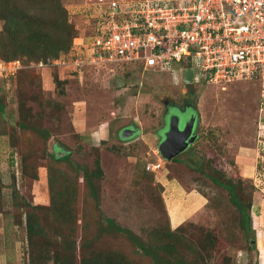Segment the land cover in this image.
<instances>
[{"label": "rangeland", "instance_id": "obj_1", "mask_svg": "<svg viewBox=\"0 0 264 264\" xmlns=\"http://www.w3.org/2000/svg\"><path fill=\"white\" fill-rule=\"evenodd\" d=\"M83 1L63 0L77 32L66 59L63 53L56 65H30L33 60L20 57L25 63L17 78L0 73V99L6 102L8 114L5 121H0V130L6 132L0 136V175L6 184L14 181L22 196L18 210H13L17 202L13 201V187H2L0 192L1 201L9 207L0 213V264H88L100 262L99 253L116 252L130 264H154L150 256L143 255L132 240L117 231L104 232L95 241L93 253L98 257L82 260L92 235L99 231L97 217L114 218L145 242L165 237L166 243L176 248L177 258H182L180 264H264V113L260 111L264 99L258 80L241 78L225 88L204 83L187 86L177 73L169 76L167 68L143 70L139 63L88 65L73 72L72 56L85 57L87 53L92 57L90 31L97 17L95 8ZM130 7L122 5L123 10ZM2 24L0 19V29ZM187 104H191L197 119L199 136L178 155L180 161L166 160L158 149L166 114L172 105L182 110ZM25 111L32 112L28 118L35 111L44 114L43 118L35 116L33 123L50 130L47 141L35 130L19 128V116ZM125 127L136 131L122 137ZM11 136L23 148L14 144L15 149ZM100 142L101 175L94 177L99 196L96 205L81 178L83 170L69 166L67 161L52 162L42 154L45 146L54 156L71 149V161L84 163L90 172L97 168L95 147ZM25 151L30 156L27 165L31 173L27 176L21 173L20 163ZM15 152L17 162L11 165L10 156ZM35 169L38 177L33 179ZM209 175L224 182L235 181L242 189L245 207L252 215L250 235L255 247L248 242L228 190ZM171 183L175 184L173 188ZM61 184L76 195L78 222L74 229L62 227L64 235L56 238L77 240V247L52 238L37 252V246L32 249L28 242L25 226L16 224L26 218L21 209L23 199L41 206L31 211L42 218L49 213L51 195L57 188H65ZM183 188L198 189L207 198L208 203L197 213L200 217L191 218L192 213H187L191 207L188 201L181 198L175 202V191ZM168 206L172 221L165 208ZM161 254L168 260L165 252Z\"/></svg>", "mask_w": 264, "mask_h": 264}, {"label": "built area", "instance_id": "obj_2", "mask_svg": "<svg viewBox=\"0 0 264 264\" xmlns=\"http://www.w3.org/2000/svg\"><path fill=\"white\" fill-rule=\"evenodd\" d=\"M123 4L131 7L123 10ZM85 5L97 17L92 57L72 56L74 70L139 63L143 70L164 67L185 79L184 71L192 69L193 84L225 88L241 78L258 80L264 99V0H85ZM20 66V59H0L6 77Z\"/></svg>", "mask_w": 264, "mask_h": 264}, {"label": "trees", "instance_id": "obj_3", "mask_svg": "<svg viewBox=\"0 0 264 264\" xmlns=\"http://www.w3.org/2000/svg\"><path fill=\"white\" fill-rule=\"evenodd\" d=\"M0 19L3 20V24L0 29V59L6 61L20 59L22 63H25L20 57H28L29 60H33L31 61L30 65H34V63L35 65H39L40 63H43L45 65H56V61L61 58V55L63 53L68 54V52H70V50L72 49L71 47L73 39L77 36L75 26L68 19V10L64 5L63 0H0ZM91 32H93V30L90 31V33ZM86 67L87 66H85L83 70H85ZM22 68H19L18 71L10 77L16 76ZM72 71L77 72V70H74L73 67ZM14 78H17V76ZM57 84L62 85V80L57 79ZM187 85L193 86V83H188ZM259 88L261 92L260 84ZM22 96H24V94H21V97ZM18 104L21 105L20 99L18 101ZM38 104L41 105L42 102L39 101ZM6 105V102L0 99L1 122L5 121L8 116ZM31 114V111H25L21 113V115L19 116V128L24 129L25 131L31 130L34 132L35 130L45 141H47L51 136L50 130L47 128H38L37 125L33 123L35 116L43 118L44 114H38L35 111L33 117L28 118L31 116ZM2 135H6V132L0 130V136ZM13 137L14 136H11V144L14 147V144L16 142L14 141ZM101 144L102 142H100V144H97L95 147L96 156L94 159L97 168L90 172L88 171V167L84 166V163L78 161V163L74 164V162L71 161L73 152V150L71 149H69V151L62 156H54L53 154L47 153V148L45 146L42 154V156L45 154L47 157H49V160H51L52 162L60 163L67 161L69 163V166H74V168L78 170H83L81 178L83 182L88 185L90 195L95 200L94 202L96 203V205L99 204V196L94 177H100L101 175L100 166H98L101 162V157L99 154L102 150ZM15 145H17L18 147V144ZM19 147L23 148L20 146V144ZM19 147L18 149H20ZM28 151L22 152V154L20 155L21 173L26 174V176L27 174L31 173L27 165V157H30L28 155ZM14 155H17V152L13 153V155L10 156L11 165L13 162H17V158H14ZM177 158L178 156L173 159L177 160ZM48 169L50 172H52L53 170L51 168ZM32 176L34 177L33 179L38 177V172L36 169L35 172L32 173ZM209 177L217 185L225 188V190H228L230 201L234 204L239 212V221L243 228H245V234L248 238V242L251 247H255L256 244H253L254 242H252L250 235L252 228V215L245 207L246 203L243 198L244 193L242 189L238 187V183L235 181L233 182L228 180L224 182L216 176L209 175ZM0 183V192L2 190V187H13H11L12 191L13 193L15 191L17 195L14 196L13 201L17 200V202L16 207L13 210H18L20 206L19 199L20 197H22L19 196L18 193L20 192L18 190L19 186L14 181H11L10 184L4 183L2 181L1 175ZM61 186L65 187L63 184H61ZM1 199L0 213L3 214L2 212L7 211L9 207L6 208L7 203L5 204L1 201ZM23 200L24 205L21 209L24 210V215L26 216V218L19 216L22 217V219H20L21 221L18 220L16 224L18 226H25L27 239L28 242L32 244V249L37 246L38 252L41 244L48 239L51 240L52 238L60 239L61 242H64L66 245L70 244L69 246L77 247V240L69 239L66 236L56 238L58 237V235L63 234L61 230L62 227L65 226L67 228L71 227L72 229H74V223H76L75 226H77V199L74 191L70 190L68 187H65L63 189L57 188L56 192L51 195L49 213L45 216H42V218L39 217L37 212L31 211V208L40 209L41 206H32V204L27 202L25 199ZM42 219H44V221ZM96 221L99 226L98 233L92 235L93 238L89 241L87 246L83 244V246H86V249L84 251L85 253L81 254V259L84 261H93L96 257H98L97 254L93 253L95 241L98 238H101L104 232L110 233L112 231H117L126 235L130 240H132L136 248L141 250L143 255L151 257L154 264H180L183 261L182 258H177L178 254H176V248H174L172 244L166 243V240L164 239L165 237L161 238L160 240H151L149 242H145L139 235L117 223L114 218L97 217L95 219V222ZM80 247H82V244L80 245ZM161 252H165L167 254L168 260L167 258L163 257ZM99 254L101 260L100 262L95 261L88 264H130L129 260H123V254L121 252H116L114 254ZM33 256H37V254ZM256 264L260 263L257 262Z\"/></svg>", "mask_w": 264, "mask_h": 264}, {"label": "water", "instance_id": "obj_4", "mask_svg": "<svg viewBox=\"0 0 264 264\" xmlns=\"http://www.w3.org/2000/svg\"><path fill=\"white\" fill-rule=\"evenodd\" d=\"M193 75L192 69L185 70V81L191 82ZM195 120L193 112L189 114L175 107L170 110L166 118V125L161 131V140L158 146L159 152L164 159L172 160L197 140L198 134L196 133ZM135 131L133 127H125L121 136L126 138L135 133ZM65 153L62 152L59 156Z\"/></svg>", "mask_w": 264, "mask_h": 264}, {"label": "crops", "instance_id": "obj_5", "mask_svg": "<svg viewBox=\"0 0 264 264\" xmlns=\"http://www.w3.org/2000/svg\"><path fill=\"white\" fill-rule=\"evenodd\" d=\"M98 132H100L99 130H98ZM102 134V133H101ZM174 184V183H173ZM175 186V184L174 185H172V183H171V188H173ZM183 186V185H182ZM187 189V188H186ZM185 188H183L182 190H180V191H175L176 193H175V198H174V200H175V202H177V201H179V199H181V198H183L184 199V201L183 202H186V201H188L187 203L191 206L189 209H188V211H187V213H192V214H190V216H191V218H196V217H198L199 215L197 214L199 211H201V210H203L204 209V207H205V205L208 203L207 202V198L201 193H199L200 191L198 190V189H192V190H190V189H187L186 190ZM187 199V200H186ZM171 201V200H170ZM174 202V203H175ZM167 209H168V212L170 213L171 212V210H170V208H169V206L167 207ZM193 211V212H192ZM200 217V216H199ZM170 219H171V221H172V214L170 213ZM178 224V223H177ZM177 224H175V225H177ZM179 224H180V222H179ZM174 225V224H173ZM1 228H2V225L0 224V230H1Z\"/></svg>", "mask_w": 264, "mask_h": 264}, {"label": "flooded vegetation", "instance_id": "obj_6", "mask_svg": "<svg viewBox=\"0 0 264 264\" xmlns=\"http://www.w3.org/2000/svg\"><path fill=\"white\" fill-rule=\"evenodd\" d=\"M183 77H184V75H183ZM185 78V77H184ZM178 81V80H177ZM182 83L184 84V85H187V82L185 81V79H183L182 80ZM188 86V85H187ZM173 105H176V104H173ZM173 105L171 106V107H169V110H168V112H167V114L166 115H168L169 114V112H170V110L173 108ZM196 106V105H195ZM176 109H179L180 111H185L186 113H189V114H191L192 113V111H193V109H192V106H191V104H187V105H185L184 106V108L181 110L179 107H175ZM197 118H198V116H197ZM195 121H197V119L195 120ZM197 123V122H196ZM165 125H166V121H165ZM198 126V125H197ZM164 129V128H163ZM162 129V130H163ZM196 133H197V131H196ZM198 134V133H197ZM199 136V135H198Z\"/></svg>", "mask_w": 264, "mask_h": 264}, {"label": "clouds", "instance_id": "obj_7", "mask_svg": "<svg viewBox=\"0 0 264 264\" xmlns=\"http://www.w3.org/2000/svg\"><path fill=\"white\" fill-rule=\"evenodd\" d=\"M84 1H85V0H84ZM84 1H83V2H84ZM167 73L169 74V76H171V74H170L169 72H167ZM8 78H9V77H8ZM188 83H191V82H187V84H188Z\"/></svg>", "mask_w": 264, "mask_h": 264}]
</instances>
